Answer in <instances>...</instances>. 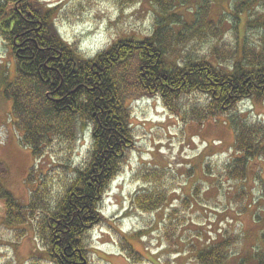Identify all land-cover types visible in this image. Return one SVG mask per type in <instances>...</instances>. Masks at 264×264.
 Wrapping results in <instances>:
<instances>
[{
	"label": "trees",
	"instance_id": "1",
	"mask_svg": "<svg viewBox=\"0 0 264 264\" xmlns=\"http://www.w3.org/2000/svg\"><path fill=\"white\" fill-rule=\"evenodd\" d=\"M181 1L186 0H157L160 15L149 36L118 39L93 58L84 57L60 36L52 11L37 0L0 1V35L16 60V76L3 87L2 95L11 103L13 126L22 132L24 145L34 159H40L52 137L74 143L78 133L89 129L92 139L84 165L60 166L69 178L53 202L47 200V176L41 174L44 182L39 177L28 205L18 203L2 186L6 170L0 163L5 220L15 228L36 224L43 253L53 264H80L86 257L89 231L103 219L102 197L135 143L132 101L158 97L171 116L199 123L230 114L242 101L264 105V35L258 46L244 42L231 49L216 44L208 56L186 60L180 54L190 40L205 35L220 39L221 18L210 19L204 2L192 21L181 20L170 12ZM248 1L237 3L235 9L242 11ZM247 25L264 29L261 17ZM194 94L207 101L204 107L191 109L186 118L180 100ZM227 116L238 156L225 164L223 176L228 181H244L249 164L264 161V119L254 122L247 114ZM162 175L155 168L141 173L143 180L154 179V186L133 196L135 209L150 213L164 206L166 190L155 187ZM27 180L34 182L32 174ZM181 202L188 205L190 198ZM261 238L264 242V233ZM237 242L238 237L228 233L197 245L191 253L197 264H226ZM256 257V264H264V254ZM246 261L243 258L235 264Z\"/></svg>",
	"mask_w": 264,
	"mask_h": 264
},
{
	"label": "rangeland",
	"instance_id": "2",
	"mask_svg": "<svg viewBox=\"0 0 264 264\" xmlns=\"http://www.w3.org/2000/svg\"><path fill=\"white\" fill-rule=\"evenodd\" d=\"M37 1L52 11L61 37L87 58L118 39L149 36L160 15L157 0ZM204 2L208 3L210 19L217 22L221 18L220 39L211 35L194 38L186 44L182 57L189 60L208 56L216 44L231 49L240 48L244 42L258 46L264 29L259 25L248 27L247 23L258 17L264 21V0H249L242 11L235 7L244 0H186L176 2L170 12L190 22ZM15 70V57L0 35V163L6 170L1 183L26 206L37 180L45 174L47 200L53 202L69 178L60 166L84 165L88 159L90 131L78 133L74 143L52 137L46 154L34 159L23 143L22 132L13 126L11 103L2 95L3 87L13 82ZM135 100L130 104L135 143L119 175L109 185L102 221L89 231L86 264H197L191 250L217 239L221 232L238 237L226 264L243 258H248L246 264H256L257 257L252 254H264V161L249 164L244 181H228L223 169L238 156L233 150L234 132L227 115L248 113L249 120L258 122L264 117V105L242 101L230 114L199 123L171 116L158 97ZM206 101L207 97L199 94L185 97L180 100L181 113L189 118L191 109L204 107ZM218 139L222 147L215 151L220 145ZM153 168L163 174L155 187L166 190L167 201L157 211L141 212L132 206V199L141 189H152L154 179L143 180L141 173ZM31 174L32 183L27 180ZM40 178L44 182L45 176ZM186 197L190 203L183 205L181 201ZM33 224L10 226L0 201V264H53L43 253L44 244ZM15 230L24 235L17 236Z\"/></svg>",
	"mask_w": 264,
	"mask_h": 264
},
{
	"label": "crops",
	"instance_id": "3",
	"mask_svg": "<svg viewBox=\"0 0 264 264\" xmlns=\"http://www.w3.org/2000/svg\"><path fill=\"white\" fill-rule=\"evenodd\" d=\"M216 141L220 142V145L216 146V147L214 148V150H215V151H219V149L222 147V140H221V139H218V140H216Z\"/></svg>",
	"mask_w": 264,
	"mask_h": 264
},
{
	"label": "bare ground",
	"instance_id": "4",
	"mask_svg": "<svg viewBox=\"0 0 264 264\" xmlns=\"http://www.w3.org/2000/svg\"><path fill=\"white\" fill-rule=\"evenodd\" d=\"M135 101H138V100H135ZM90 140H92L91 138H90ZM251 255V254H250ZM252 255H254V256H257V253H253ZM82 262H80V264H81Z\"/></svg>",
	"mask_w": 264,
	"mask_h": 264
},
{
	"label": "water",
	"instance_id": "5",
	"mask_svg": "<svg viewBox=\"0 0 264 264\" xmlns=\"http://www.w3.org/2000/svg\"><path fill=\"white\" fill-rule=\"evenodd\" d=\"M81 264H85V262L83 261Z\"/></svg>",
	"mask_w": 264,
	"mask_h": 264
}]
</instances>
